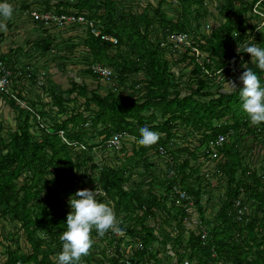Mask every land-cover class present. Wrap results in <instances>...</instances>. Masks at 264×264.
<instances>
[{
    "label": "trees",
    "instance_id": "16d2710c",
    "mask_svg": "<svg viewBox=\"0 0 264 264\" xmlns=\"http://www.w3.org/2000/svg\"><path fill=\"white\" fill-rule=\"evenodd\" d=\"M168 7H175L177 18L168 17ZM35 9L84 16L86 22L73 27L85 35L61 50L49 28L35 22L46 38L32 41L31 49L47 57L35 74L16 65L23 48L0 49V61L18 73L14 90L28 103L20 107L4 97L10 119L0 112V219L17 230L5 234L0 223V237L15 239L0 250V264H54L72 211L69 199L81 189L103 192L96 199L113 207L124 233L101 237L93 230L90 254L80 264H264V173L246 161L249 154L264 161V122L251 125L236 78L246 70L243 62L264 84L251 55L237 52L252 43L264 48L260 23H252L264 14V0H24L20 16L31 19ZM213 11L219 18L214 26ZM171 34L188 35L192 47L176 49ZM79 48L83 55L72 56ZM52 63L66 72L67 90L56 88ZM97 65L111 75L95 74ZM69 66L78 76L68 74ZM228 81L238 87L231 94ZM145 126L160 133L156 145L134 148L119 169L95 161L91 140L101 138L99 146L114 151L104 142L115 134L139 140ZM222 136L227 139L220 147ZM212 149L217 158H210ZM153 156L167 169L157 172ZM209 161L215 165L210 177L202 173ZM135 175L148 179L145 192ZM214 189L223 193L206 217L203 200L208 194L210 204ZM237 200L248 208L244 221L237 219ZM126 236L139 241L131 256L121 248Z\"/></svg>",
    "mask_w": 264,
    "mask_h": 264
},
{
    "label": "clouds",
    "instance_id": "9594fccd",
    "mask_svg": "<svg viewBox=\"0 0 264 264\" xmlns=\"http://www.w3.org/2000/svg\"><path fill=\"white\" fill-rule=\"evenodd\" d=\"M14 8L6 2L0 3V31H7L8 20L13 17ZM264 24L257 25V31L264 33ZM234 36V35H233ZM237 52H246L251 55V63L256 69L264 72V48L258 47L256 43L246 44ZM241 68H245L239 80L243 87L239 88V96L242 102V109L250 120L251 125H260L264 122V84L260 76L252 67L241 63ZM229 85L225 89L228 94L235 92L238 87L234 81H228ZM141 138L138 145L151 147L160 140V133L152 131L145 126L140 129ZM71 212L67 215L66 231L59 236L62 242V251L57 254L54 264H80L82 257L90 254L93 246L91 233L95 230L99 236L103 237L109 231L116 235H123L124 229L120 227L113 207L108 203L99 202L96 199V191L90 189L78 190L69 199Z\"/></svg>",
    "mask_w": 264,
    "mask_h": 264
},
{
    "label": "rangeland",
    "instance_id": "374dc122",
    "mask_svg": "<svg viewBox=\"0 0 264 264\" xmlns=\"http://www.w3.org/2000/svg\"><path fill=\"white\" fill-rule=\"evenodd\" d=\"M23 1L24 0H6V2L10 3L13 6L14 13H13L12 19L5 22L7 24V31H0V34L5 35L3 38L6 42L2 44V47H4V50H9L10 47L14 48L16 46H19L20 49L23 48V50H25L24 53H22V56L27 55L28 52H30L29 50L34 47V44L32 41L43 40L46 38L45 34L42 33L40 30L38 32L35 31L32 33L31 30L33 27H31V26H34V24H35L34 22L31 21V20H33L32 18L31 19H29V18L23 19L25 17L20 16L21 15L20 6H21V2H23ZM30 1L36 2L37 0H30ZM57 1H59V0H54V2H57ZM2 2H5V1L0 0V3H2ZM32 4H36V3L33 2ZM210 4L211 3H208V5H210ZM38 5H40V4H38ZM210 7L212 8L211 5H210ZM38 8L44 9V6H39ZM166 10H167V14H168L169 18H174V17L177 18L178 13H177L175 7H168ZM262 12H264V11H262ZM213 13H214V18L216 20L215 19L213 20V18H211V20H209L211 22V24H213L212 26L216 25L217 21H219L217 13L215 11H213ZM261 21H262V17H260L258 21H256V19H254L252 21V23L257 24V22L260 23ZM262 24H264V22H262ZM47 28H49L48 32L55 37L56 46L58 44V48H60L61 50L66 46L67 43L70 42V39L73 38L74 40L75 39L81 40L82 37L85 35V29L82 27L81 28H75L73 26H65V27H59L57 29V27L50 26ZM207 30H208V28H207ZM155 37L156 36L153 35L152 39L155 40ZM114 40L115 39L112 38V42H114ZM28 41H30V42H28ZM2 42H3V39H2ZM163 46L166 47L167 43L163 42ZM25 48H27V49H25ZM31 50L33 52V49H31ZM56 51H57V49H56ZM4 53H6V52H4ZM81 54H82L81 48H79V49L75 50V52L73 51L72 56L80 58ZM48 57H50V56H48ZM44 61H46L45 57L42 56V58H40L36 62V64H38V65L43 64ZM49 63H51V62L49 61ZM20 69H23V67L22 68L20 67ZM32 69L35 71V68H32ZM78 72L79 71H77L76 67L69 66L68 74L72 73L73 75L78 76V74H79ZM52 73L54 74L53 80H54L55 84L57 85V87H59L62 90H67L69 85H68V79H67L66 72H64L63 70H61L59 68H56V69L52 70ZM240 75L241 74H239L237 72L236 78H237V76H240ZM227 85L228 84L225 83V86H227ZM28 96H30V95H28ZM31 97H32V95H31ZM5 113L6 112H2L1 114L4 115ZM2 118H3V116H2ZM4 120H5V117H4ZM226 120L227 119H225V121ZM100 141H101V138H97V139H93V140H91V142H89L90 144L96 145V147L93 150L94 151L93 153L95 156L94 157L95 161L100 163V164H105V165L107 164L110 166H114L118 169L121 168V166L125 162L126 158H128L129 156H131L133 154V149L135 148L136 150H138L140 147V145H138V143H137L138 139H136L133 136L125 138L124 141L122 140L119 147L116 148V150H114V151L104 150L101 146H99ZM122 148H125L124 152L121 151ZM203 150L204 149H202L201 151H203ZM150 155H151V153H150ZM203 160H204V158L202 157L201 158L202 163H204ZM152 161H155L158 163L157 172H159L161 169H163V170L167 169L166 161H163L162 157L159 158L157 156H155V157L153 156ZM246 161H247V163H249L252 167H254L257 170V173L259 175L264 173V161H263L261 156L258 155V157H252L249 154L247 156ZM139 169L142 170V167H140ZM214 170H215V165L213 163H211L210 161L207 162L206 164H203L202 173L207 174V176H209V177L212 176ZM211 178H212V181H211L212 184H217V180L214 179L213 177H211ZM134 182H137V184H139V186H141V190L143 192H145L148 189V186H147V184L149 182L148 179L140 178L139 175L138 176L135 175ZM205 190L208 193L207 187H205ZM222 193H223V191H218L217 189H214L213 199H212L210 204L207 203V199L209 198V195L208 194L205 195L204 200H203V205L204 206L207 205V207H208V209H206L207 210L206 211V217H211V213L214 212V210L212 208L215 204H217L219 202V200L217 198H219ZM0 223L5 228V231H6V232H4L5 234H13L14 232L17 231L13 227L14 225L6 223L4 220H1ZM6 239L7 240H5V238L3 236L0 237V249H2V248H4V249L8 248L9 249L10 243L11 244L14 243V240H15L13 237H9V238L6 237ZM138 242L139 241H136V240L134 241L130 236L125 237L124 242L121 245V248L124 251L125 256H131L132 255L133 251L139 247ZM154 245H156V244H154ZM18 246L23 248V246L21 244H19ZM14 247L15 248L17 247L16 243H15ZM11 249H13V248H11ZM163 257H164V254L162 253L160 255V258L162 259ZM164 264H167V263L164 262Z\"/></svg>",
    "mask_w": 264,
    "mask_h": 264
},
{
    "label": "built area",
    "instance_id": "2783aa9c",
    "mask_svg": "<svg viewBox=\"0 0 264 264\" xmlns=\"http://www.w3.org/2000/svg\"><path fill=\"white\" fill-rule=\"evenodd\" d=\"M262 3H258L255 6V13L259 14L257 8L261 6ZM31 18L33 19L34 22H41L45 26L50 27V26H56V27H65V26H73L79 23H85L86 20L84 16H76V15H58L53 12H45V11H39V10H33L30 13ZM262 21L260 22V25L262 22H264V14H261ZM95 34H99L97 30L94 31ZM112 41V38H109ZM170 40L175 43V48H189L192 47V40L191 37L189 38L188 35L186 34H171ZM114 43H117V40H114ZM198 55L200 54L198 50H194ZM244 57L240 56V60H243ZM94 72L95 74H98L100 76H105L108 77L111 75V70L101 66L97 65L94 67ZM239 73V70L237 71ZM18 73L13 72L8 66L3 61H0V104L5 105L6 101L4 100V97L13 99L17 102V104L21 107L26 106L28 103L24 102L19 99L18 93L14 90V81L13 78L16 77ZM240 74V73H239ZM25 85V78L23 85ZM228 136V134H227ZM123 136L121 134H115L112 138L109 140L105 141L104 144L110 148V149H116L119 147L120 143L122 142ZM227 137L222 136L219 138L217 142V146L222 147L224 142L226 141ZM165 151H161V155L165 156L164 153ZM211 152V151H210ZM210 158H217L218 157V151L216 149H212V152L209 154ZM174 173L171 172V175ZM174 190L178 192V188L175 187ZM96 191V196L102 195L103 192L101 190H95ZM181 197L184 198L185 194L182 192L180 193ZM193 204V202H191ZM241 200L235 201V210L237 211V219L238 221H244L245 219V214L248 211V208L244 205ZM202 228V239L206 240L208 237V231L205 226H201ZM20 264V263H19Z\"/></svg>",
    "mask_w": 264,
    "mask_h": 264
},
{
    "label": "crops",
    "instance_id": "0c3cea01",
    "mask_svg": "<svg viewBox=\"0 0 264 264\" xmlns=\"http://www.w3.org/2000/svg\"><path fill=\"white\" fill-rule=\"evenodd\" d=\"M35 10H38V9H35ZM40 11H42V10H40ZM32 22H34L33 20H31ZM35 23V22H34ZM31 27H33L32 28V33L33 32H38L39 30L35 27V25L34 26H31ZM34 30V31H33ZM28 34V33H27ZM18 46H16V47H14L13 49H16ZM10 48H12V47H10ZM9 48V49H10ZM1 49V52L3 51V52H6V53H8L9 52V50H4V47H1L0 48ZM25 49H27V48H25ZM25 51V50H24ZM24 51L23 52H21L20 54H18L17 55V67H23V69L24 70H26V72H27V70L29 71H31V73L32 74H35L36 72H38L39 71V69L40 68H42L41 66H43L46 62H47V60L46 61H44L43 62V64H36V62L40 59V58H42V56L39 54V53H37L36 55L32 52V50H29L30 52H28V54L27 55H23L22 56V53H24ZM46 58V57H45ZM33 60V61H32ZM57 63V62H56ZM8 67L10 68L11 66H9L8 65ZM17 67H15L16 69H19V68H17ZM32 68H35V71L32 69ZM57 68V66H56V64H54V63H52V70L53 69H56ZM22 69V70H23ZM52 70H50V74L54 77V74L52 73ZM56 88H57V85H56ZM29 94L27 93V97H29L28 96ZM31 97V96H30ZM30 97H29V99H30ZM8 110V107L6 108V106L5 105H1L0 104V112H8L7 111ZM5 115H6V117L9 119L10 117V113L8 112V113H5ZM22 246L24 247L25 245H23L22 244ZM1 250V249H0Z\"/></svg>",
    "mask_w": 264,
    "mask_h": 264
}]
</instances>
